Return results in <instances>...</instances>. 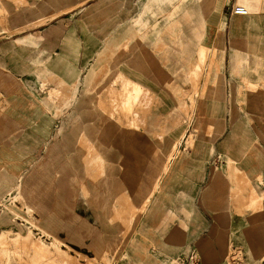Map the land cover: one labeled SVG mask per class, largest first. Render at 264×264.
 <instances>
[{
	"label": "crops",
	"instance_id": "0c3cea01",
	"mask_svg": "<svg viewBox=\"0 0 264 264\" xmlns=\"http://www.w3.org/2000/svg\"><path fill=\"white\" fill-rule=\"evenodd\" d=\"M188 3L179 10L176 39L134 24L130 34L127 20L139 19L149 0L0 1V105L22 106L16 110L22 127L8 112L0 141L28 163L29 208L90 259L115 243L128 256L118 264H171L193 250L199 264H225L233 243L243 245L252 262L264 252V241L252 243L251 236L256 216L264 230V209L240 216L233 175L224 171L231 164L264 177V94L244 88L245 80H264V0ZM237 5L250 14H234ZM201 48L215 59L199 94L209 87L203 111L210 114L203 115L213 123L197 132L182 114L184 124L175 128L176 93L180 87L184 98L190 92L185 64ZM63 88L70 106L56 120L59 105L51 99ZM242 97L261 111L241 110ZM243 122L252 126L242 128ZM252 186L264 194V186Z\"/></svg>",
	"mask_w": 264,
	"mask_h": 264
},
{
	"label": "rangeland",
	"instance_id": "374dc122",
	"mask_svg": "<svg viewBox=\"0 0 264 264\" xmlns=\"http://www.w3.org/2000/svg\"><path fill=\"white\" fill-rule=\"evenodd\" d=\"M186 1L188 0H149V4L144 8V12L140 13L139 19L131 22L132 18H128L129 20L126 22L128 31L131 35L136 34L133 30L134 27H131V25L134 24L137 27V30L141 29L145 33H150L152 31L163 33L173 32L176 35L175 38H179L182 34V24L180 22L182 19L181 17H178V15H180V9H185L190 6V3L187 5L185 4ZM193 1L194 0H191V2ZM239 2H243V0H239ZM167 7H171L170 10H172V12L170 14L158 15V13L162 14V10H166ZM213 10L214 7L211 6L207 9V13L209 14ZM2 14V10H0V16H2ZM143 17H146V20H143ZM150 17L153 19L151 24L148 23ZM187 20L190 21V18L188 17ZM160 21H164V25L157 29L158 22ZM173 21H176V27H173V25L167 26L168 22L172 23ZM2 23L3 21L0 20V25H2ZM192 25L195 24L191 22V26ZM224 27L225 22L221 24L220 29L223 30ZM261 60L264 59L261 58ZM243 63L248 65L250 60L246 58ZM214 64L215 59L210 57V50L208 48H201L194 56H191V58L186 61L183 78L185 85L190 87V92H187L184 98L182 87H180L176 93V95L179 96V99L173 110L176 114V121L174 122L173 127L178 128L183 126L184 122L179 118H181L180 115L185 114L189 118L190 128L192 130L199 132L201 128H211H209V126L213 122L206 121L205 116L203 115L204 113L210 114V112H206V110L203 111V106L210 104V102H208L209 97L207 96L209 87L203 90L201 99H199V94L200 85L205 79L206 70L208 69L209 77ZM243 79L245 80V76H243ZM133 85L135 86L136 84ZM133 88L138 90L136 87ZM244 88L250 94L255 93L263 95L264 80H258L256 85L255 83H250V80L249 82L245 80ZM135 89H130V91L134 92ZM76 90L77 88H74L73 92ZM69 92L68 89L63 88L62 90L54 91L53 93L54 97L51 100H55L59 105L56 107V120L63 117L66 108L70 106L69 101L71 95ZM99 95L102 96L103 92L101 91ZM15 97H21V93H15ZM241 101L244 105L241 107V110L244 112L252 113L255 111H261L259 107H252V100L242 97L240 102ZM213 102H215V107H220V103L223 104L221 100ZM223 108L225 109L224 105ZM18 109L22 110V106L9 104L0 105V132H7L6 124L8 122L6 119L8 112V115L14 116V120L16 122L18 121L21 126L20 121L22 115L21 111H16ZM224 109L222 114L224 113ZM15 111L16 113L14 115ZM235 111L237 112L239 110L235 109ZM116 114H120V111L116 110L112 114L108 113V119L114 121ZM123 114L124 116H128V113L123 112ZM251 126V122H243V125L240 127L246 129ZM21 127L16 126V129L21 131ZM242 138L247 140L246 137ZM194 139L196 138L192 136L191 144H194ZM6 146L5 140L0 141V149L3 150L0 152V264H118L121 259H128V256L124 253L122 243H115L111 246H106L102 250L94 251V258L90 259L74 252L67 241L61 239L56 233L50 231L49 227L44 222L43 214L38 209H30L28 206L24 173L26 169L25 166H28V163H26L27 165L23 164V153H15L13 157V154H8L6 152ZM248 154L252 155L253 153H250L249 151L247 155ZM36 159L34 158V160ZM227 159L229 161L228 157H226V160ZM227 165L228 169L224 168V171L228 174V177H232L233 175V187L231 193L232 198H237L239 204L237 207L240 209V212H238L239 215L244 217L247 211L257 213L263 210L264 194L260 197L257 189L254 190L252 186V184L254 186H258L259 184L264 186L263 174L260 173V175L257 176L256 174L254 176L250 175L247 170L242 169L241 167L236 166V168H232L231 164ZM36 214L39 215V217ZM254 219L257 222V226L253 227L256 231L254 234H251V236L254 235L252 237V243L261 244L264 241V236H262L258 230H263L261 227L263 222L260 221L261 218L258 219V216ZM56 240H59L61 248L64 250V252L60 253L61 255L64 253V256H57L56 254L46 255L45 252H39L36 247L39 242H43L48 245L49 248H52V243ZM128 262V264H132L131 261L128 260ZM225 264H264V252L252 262L243 245L233 243L230 247Z\"/></svg>",
	"mask_w": 264,
	"mask_h": 264
},
{
	"label": "built area",
	"instance_id": "2783aa9c",
	"mask_svg": "<svg viewBox=\"0 0 264 264\" xmlns=\"http://www.w3.org/2000/svg\"><path fill=\"white\" fill-rule=\"evenodd\" d=\"M233 13L236 15L246 16L250 14L249 10L242 5H237L233 8ZM171 264H199V256L198 253L193 250L189 256L185 258H177L174 260H171Z\"/></svg>",
	"mask_w": 264,
	"mask_h": 264
},
{
	"label": "bare ground",
	"instance_id": "6f19581e",
	"mask_svg": "<svg viewBox=\"0 0 264 264\" xmlns=\"http://www.w3.org/2000/svg\"><path fill=\"white\" fill-rule=\"evenodd\" d=\"M196 66V65H195ZM199 67V66H198ZM197 68V67H196ZM6 234V233H5ZM18 239V238H17ZM23 239V238H22ZM25 239V238H24ZM20 240V239H19ZM37 249L39 250V252L43 253L45 252V254L47 255H54L56 254L57 256L58 255H61L60 252H64V250L61 248V245H60V242L59 240L57 241H54L52 243V248H49L48 245H46L45 243L43 242H39V244L36 245ZM64 254V253H63ZM61 255V256H64V255Z\"/></svg>",
	"mask_w": 264,
	"mask_h": 264
}]
</instances>
